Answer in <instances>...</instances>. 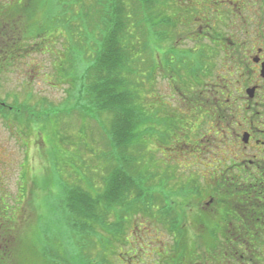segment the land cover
Here are the masks:
<instances>
[{
    "label": "rangeland",
    "instance_id": "1",
    "mask_svg": "<svg viewBox=\"0 0 264 264\" xmlns=\"http://www.w3.org/2000/svg\"><path fill=\"white\" fill-rule=\"evenodd\" d=\"M177 1L183 4L184 0ZM190 1L181 12L187 10L191 14ZM23 2L16 0L15 13L5 7L0 10V30L7 35L10 29L19 31L17 38L8 37L6 42L0 33V188L3 185L7 193V198L2 193L0 205L3 216L7 212L6 217L18 221L19 240L12 241L15 248L12 264H37V257L44 256V249L59 256L56 260L59 264H103L104 260L110 264H181L182 255L177 254L180 240L174 238L171 222L160 225L148 213L147 217L140 214L125 217L129 225L123 230L128 235V246L110 236L109 245L101 238L96 249L91 246L81 250L72 242L71 229L64 223L68 214L61 209L64 186L84 188L85 183L79 185L77 179L72 180V176L82 172L83 161L84 170L98 186L102 185L101 177L107 171L104 153L109 148L104 133L109 130L110 118L104 113H99L97 118L87 115L91 103L85 91L89 69L102 39L101 7L93 0H79V3L34 0L33 7L24 11ZM163 3L164 0H159L157 7L148 9L147 51H144L147 54L141 53V61L135 66L142 77L139 96L149 140L144 138V155L132 165L142 168L138 178L145 181L146 190L148 170L158 165L159 171L155 169L153 173L171 176L166 190H174L169 197L177 201L182 193L177 186L191 183L188 180L200 151L197 143L201 136L195 134V118L189 107L182 106L181 96L191 84L188 77L198 73L200 56L198 50L189 57L186 52L171 50L172 42L182 34L184 38V33L180 34V28L175 29L177 32L169 30L163 22V8L173 19L178 15L174 3ZM72 4L75 5L68 9ZM186 17L185 13L183 18ZM13 20L15 24L10 23ZM7 26H10L8 30ZM168 32L172 39H167ZM6 53L20 57L11 61ZM189 59L194 67H190ZM172 86L183 90H174ZM165 134L168 139L162 141ZM22 242L30 248L23 249ZM186 245L188 253H198L203 251L196 246L209 244L186 241ZM179 251H183L182 247ZM193 259L195 264H209L213 260L193 255L185 258L184 264Z\"/></svg>",
    "mask_w": 264,
    "mask_h": 264
},
{
    "label": "flooded vegetation",
    "instance_id": "2",
    "mask_svg": "<svg viewBox=\"0 0 264 264\" xmlns=\"http://www.w3.org/2000/svg\"><path fill=\"white\" fill-rule=\"evenodd\" d=\"M174 1L184 38L179 34L171 50L188 57L198 50L200 58L189 87H172L183 90L200 151L191 183L177 186L179 199L152 202L147 213L171 222L181 264L190 257L186 241L212 242L196 253L212 264H264V0H191V14L180 11L188 0Z\"/></svg>",
    "mask_w": 264,
    "mask_h": 264
},
{
    "label": "trees",
    "instance_id": "3",
    "mask_svg": "<svg viewBox=\"0 0 264 264\" xmlns=\"http://www.w3.org/2000/svg\"><path fill=\"white\" fill-rule=\"evenodd\" d=\"M1 1L0 10L3 11L8 8L13 9L14 13L17 11L14 10L18 9L16 0ZM93 1L96 2V6L101 7L102 39L96 48L93 65L88 73V84L85 87L89 104L91 103L87 115L97 118L99 113H104L110 118L109 130L104 133V141L107 143L109 151L104 153L106 160L104 164L107 166V171L101 177L103 181L101 186L96 185L95 179L89 176L87 170H84L86 169L85 161L82 164V172L72 176V180L77 179L79 185L85 183L84 188L76 185H71L68 188V186L63 185L65 197L62 200L61 209L65 214H68L64 223L69 230L71 229L72 242L76 243L81 250L91 248V246H94L95 249L98 248L96 245L101 238L103 241L106 239V244L109 245V236L128 246V235L124 234L123 230L129 225L125 217H137V214L147 217V211L149 207H152V202L170 201L169 195L174 194V190H166L170 184L171 176L166 173H153L155 169L158 170L156 163L155 169L148 170L147 190L145 189V181L138 178L142 168L132 165L144 155V138L147 137L146 139L149 140V128L145 126L147 119L142 112V98L139 96V93L142 94L143 83L139 81L142 80V77L138 76L139 68L135 66L141 61V53L147 51V42L145 41H147L146 28L149 20L147 17L148 9L157 7L159 0ZM76 2L79 3V0ZM164 3L169 5L168 3H174V0H167L166 2L164 0ZM23 5L24 11H28L29 8L33 7L34 0H24ZM74 5L66 8L72 9ZM173 7L176 9L175 3ZM163 12V22L169 27V30L177 32L175 29L180 28V18L177 21V15H175V19L167 16L165 8L162 9ZM80 15H83V12ZM14 21L10 23L13 24ZM9 28L10 26H7L6 29ZM10 30L7 37L17 38L15 36L19 33L17 28ZM1 32L3 31L0 30ZM165 35L167 39H172L169 32ZM16 43L19 44L20 42L17 41ZM6 55L11 61L20 57L17 54L9 55L6 53ZM155 65V68L158 67L157 63ZM165 136L166 134L161 137L162 141L168 139V136L166 139ZM77 169L80 170L79 167ZM6 214L8 216L7 212L4 216L3 213H0V246L1 249L7 250L5 256L1 255L0 252V263L12 264L11 260L15 252L12 241L13 243L18 242L17 231L19 228L18 221L15 222L6 217ZM110 219H114L113 222L115 223L113 224ZM160 223L157 224L162 225V222ZM95 239L99 240L94 242ZM207 243L212 245V242ZM216 243L217 241L214 242L212 248L216 249ZM22 246L23 249L30 248L23 242ZM196 248L203 252L207 249V247L199 246ZM11 249H14L12 253ZM177 254L181 255L179 248ZM43 255V257H37V264H59L56 261L59 256L53 255L49 250L44 249ZM193 255H196V252L190 253V257ZM203 255L204 253L202 256L197 255V258H211ZM84 259L87 261V257ZM103 264L110 263L108 260H104ZM209 264H212V259Z\"/></svg>",
    "mask_w": 264,
    "mask_h": 264
}]
</instances>
